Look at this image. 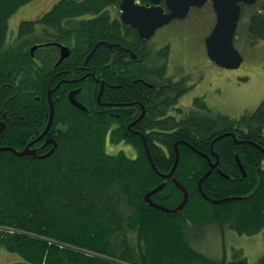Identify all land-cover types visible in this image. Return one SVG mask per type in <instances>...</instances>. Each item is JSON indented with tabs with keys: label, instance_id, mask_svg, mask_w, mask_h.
<instances>
[{
	"label": "trees",
	"instance_id": "1",
	"mask_svg": "<svg viewBox=\"0 0 264 264\" xmlns=\"http://www.w3.org/2000/svg\"><path fill=\"white\" fill-rule=\"evenodd\" d=\"M31 1L0 0V119L5 122L0 132L5 148L0 149V250L22 259L8 264H247L241 251L229 261L209 258L194 246L198 228L210 223L246 235L264 229V98L238 118L213 113L199 97L193 111L178 109L177 116L163 117L175 104L174 95L191 88L188 77L175 81L164 76V63L149 65L152 51L135 28L119 19L121 0H58L38 19H22L13 28L11 17ZM244 13L246 34L264 39V0L241 4L240 23ZM238 33L239 28L234 41ZM48 40L74 51L73 78L82 76L80 65L103 41L88 63L107 62L94 73L120 87L104 90L101 99L144 104L148 111L137 126L143 136L129 132L128 112L116 117L110 108L97 107L91 96L94 82L86 77L71 86H86V101L80 96L85 90L78 97L88 110L72 106L65 98L69 86L61 84L53 94L62 98L55 102L52 125L31 143L34 152L18 155L10 149L23 150L47 124L46 92L52 85L47 71L55 49L43 50L39 69L29 49ZM108 43L115 44L114 52ZM160 80L167 83L164 91H158ZM48 137L56 146L45 142ZM177 141V166L171 177H162L158 172L168 173L175 162ZM112 145L119 146L114 153L107 149ZM204 154L219 160L202 181L208 198L198 187L209 169ZM176 181L188 192L179 210L166 212L145 200L164 182L151 200L176 208L184 197ZM255 264H264V254Z\"/></svg>",
	"mask_w": 264,
	"mask_h": 264
},
{
	"label": "rangeland",
	"instance_id": "2",
	"mask_svg": "<svg viewBox=\"0 0 264 264\" xmlns=\"http://www.w3.org/2000/svg\"><path fill=\"white\" fill-rule=\"evenodd\" d=\"M57 1L32 0L13 14L10 25L16 27L22 19H36L50 10ZM207 8L210 9V6L197 13L193 11L184 20H172L158 29L151 41L155 44L165 41L171 44L167 66L170 75L175 74L178 79L187 76V84L193 85L185 94L183 104L190 103L196 96H203L213 113L238 118L246 111H253L264 98V39H253L246 34L244 13L234 42L243 56L242 63L236 68L217 65L207 56L204 43L215 22V17L210 15ZM122 146L129 148L124 144ZM118 147L112 145L107 149L114 153ZM195 240L197 242L194 247L212 259L225 257L230 261L233 259V252L241 251L247 258V264H255L264 254V229L259 233L246 235L228 228L222 231L210 223L198 228ZM17 261H22L18 254L3 248L0 250V264Z\"/></svg>",
	"mask_w": 264,
	"mask_h": 264
},
{
	"label": "water",
	"instance_id": "3",
	"mask_svg": "<svg viewBox=\"0 0 264 264\" xmlns=\"http://www.w3.org/2000/svg\"><path fill=\"white\" fill-rule=\"evenodd\" d=\"M162 0H149L150 4H140L136 2V0H121L119 3L120 8V19L123 23L131 25L138 32V35L141 39H147L151 37L158 28L168 24L173 19H181L186 17L191 7H201L206 2L210 1L212 4V9L215 13V23L208 33V35L204 39L206 54L210 60L215 62L217 65L225 68H236L240 66L243 61L242 54L238 51L234 44L235 33L238 28V23L240 20L241 14V4L250 5L259 0H164V4L161 3ZM103 41L97 42L90 50L87 57H89L96 46ZM105 43V42H104ZM61 46V57L62 60L64 57L70 54V49L68 46ZM35 46L31 48L33 51ZM87 60H85L86 62ZM79 91V89H74L68 93L69 101L75 105L76 107L85 110L86 106L79 102L75 94ZM51 92H48V96L50 98ZM53 119V108H50L49 111V119L48 123L43 130V132L38 135L33 141H31L23 150L12 149L18 155H24L28 153H33V150H29V147L32 142L41 139L49 127L51 126ZM227 133L221 134L219 137L226 135ZM54 142V146H56V142L52 139H48L47 142ZM181 141H177L175 143V154L176 159L175 162L168 173H160L162 177H171L174 173V170L177 166L179 159V150L178 144ZM214 141H212L213 143ZM146 146V142L144 141ZM0 149H5L0 147ZM146 152L149 161L151 162L153 168L155 169V165L152 161V158L149 154V151L146 147ZM215 154V153H214ZM209 162V169L199 178L198 187L201 194L208 198L206 193L202 188L203 179L212 171L214 167H217L218 162L213 163L210 157L204 154ZM156 170V169H155ZM175 179V178H174ZM177 185L183 190L184 197L182 202L174 209L167 208L163 205L152 202L151 195L161 189L164 186V182H161L153 189L149 190L145 194V200L154 205L157 208H160L166 212H174L179 210L185 203L188 198V192L184 186H182L179 182ZM214 202H220L219 199H212Z\"/></svg>",
	"mask_w": 264,
	"mask_h": 264
},
{
	"label": "flooded vegetation",
	"instance_id": "4",
	"mask_svg": "<svg viewBox=\"0 0 264 264\" xmlns=\"http://www.w3.org/2000/svg\"><path fill=\"white\" fill-rule=\"evenodd\" d=\"M137 1L140 4H146V5L150 4L149 0H137ZM161 3L164 4V0H162ZM208 6H210V9L207 8L208 12L210 13V15L215 17V13H214V11L212 9V4H211L210 1H208L204 5H202L201 7H191L189 12H188V14L186 15V17L182 18L181 20L186 19L189 15L192 14L193 11H196V13H197L200 9L201 10H205V7H208ZM41 15H39L36 19H38ZM118 16H119V19H120V12H119ZM20 22L21 21H18V23L16 24V27H13V28H18ZM37 31H38V27L35 29V31L33 30V32H37ZM157 31H158V29L156 30V32ZM156 32L152 36H154L156 34ZM137 34H138V32H137ZM152 36L147 38V39H141L139 37L143 42H145V45H147L148 50L152 51L149 54V58L151 59V62L149 63V65L150 66H153V65L156 66V64L159 63V61H160L161 65L164 63L165 69H166L165 73H164V76L165 75L166 76H170V77L173 76L175 81H179L178 77L175 74L174 75H170V73H169V71L167 69V66L169 64V56H170V52H171V44L168 43L167 41L162 42L160 44H155L154 42L151 41L152 40ZM59 44H61L63 46H68L69 49H70V54L68 56L64 57L62 60H60V57H61V46ZM34 45L36 46L35 49L33 51H31L29 49V52H30L31 56L35 59L37 65H38V69H39V67L42 66L43 60L45 58L43 50H46L49 47L51 49L52 48L55 49L54 52H53V56L51 57V60H53V66H52V68H49L48 71H47V77L49 78V85L51 83L53 86L51 85L49 87L48 91L46 92V96H47V100H48V106H49V111H50V108L52 106L53 107L54 116H55L56 108H57V107L55 108V102L60 100L62 97H60L59 95H56V96L53 97V94L60 90V89L58 90L60 85L62 84V85H64V87L69 86L68 89H67L66 95H65V92H64L65 98H66V96L68 97V93L70 91L78 88L79 91L75 94V97L79 101H81V100L78 97V94L80 92H82L83 90H85V92H83L80 96L82 97L83 94H84L83 100L86 101V95L88 93L86 91V86L85 87L84 86L74 87V86H71V84L72 83H76L78 80H81V79L83 80L86 77H90V78H92V80L94 82L91 96H93L94 99L96 100V103L98 104L97 107L98 106L99 107H103L106 110H108L110 108L111 110L115 111L114 113H115L116 117L122 116L124 113L128 112L130 114V117H131V121L127 124L129 132L130 133H134V134H138V135H142V132L138 128V127H141V126H139L140 124L138 122L141 119V117L144 114H146L147 111H148L147 107L144 104H142L139 100H134V101H130V102H107V101H104V100L101 99L102 98V94L104 93V90H106V91H110V90L115 91V89L120 87V84H118V83H116V84L115 83L107 84L105 82V79L102 76L99 77V76L96 75V73H94L95 69H103V67L107 64V62L99 63V62H96V61H91L90 63H88L90 59L87 60L86 62L83 61L82 64L80 65V67H79L83 71L82 76H80L78 78H73L71 76V65H70L71 59H70V55L74 51L72 50V48L69 45H67L64 42H57L55 40L38 41V42L34 43ZM106 45L112 47L113 52L115 51V44L114 43H108ZM166 46H168V49H165ZM153 51H155L156 53L153 52ZM164 53L167 54L166 57H163L162 54H164ZM159 54H160V56H159ZM113 59H112V61H113ZM0 79H1V76H0ZM160 81H161L160 84L162 83L161 84L162 86L159 85L160 89L158 91H162V90L164 91V89H166L165 86L167 85V83H166V81H162V80H160ZM147 82H148V84L147 83H145V84H147V86L149 88L152 87V84H154L153 82H150V81H147ZM188 86H191V88H192L193 85H188ZM61 89L64 90L65 88H61ZM56 90H58V91H56ZM49 91L51 92L50 98L48 96V92ZM187 92H185L184 94H181L179 96L178 95H174L173 98H176V99H173L172 102L175 103V104L172 105L171 109H168V106H167V108L165 110V115L163 117L174 116V115L177 116L178 113H179L178 109L185 110L187 113L189 111H193L194 110V99L197 98V97L202 98V100L207 104V102L205 101L203 96H196V97L192 98L191 100L189 99L190 103L183 104L182 100L184 98H186L184 96H185V94ZM68 102L72 106L76 107L70 101H68ZM138 103L140 104L139 108H141L140 113H138L139 111L135 107V105H138ZM85 106L88 107L87 104H85ZM207 106H208V104H207ZM48 118H49V116H48ZM4 129H5V122L0 119V132L2 130H4ZM153 130L161 131V130H158V129H153ZM147 132H148V130H147ZM48 138H50V137H48ZM48 138H45V140L48 139ZM154 143L159 145V146H161L160 142L155 141ZM212 160L214 161L215 159H212Z\"/></svg>",
	"mask_w": 264,
	"mask_h": 264
},
{
	"label": "bare ground",
	"instance_id": "5",
	"mask_svg": "<svg viewBox=\"0 0 264 264\" xmlns=\"http://www.w3.org/2000/svg\"><path fill=\"white\" fill-rule=\"evenodd\" d=\"M68 48H69V47H68ZM88 54H89V53H88ZM88 54H87V56H88ZM91 55H92V54H91ZM91 55H90V56H91ZM87 56H86L85 60H88V59L90 58V56H89V57H87ZM51 107H52V106H51ZM52 108H53V107H52ZM214 153H215V155H216V152H214ZM211 161H212L213 163H215L216 161L219 162V160H218L217 157H216V159H215L214 161H213V160H211ZM241 168H242V167H241ZM187 199H188V198H187ZM187 199H186V201H187ZM182 200H183V199H182ZM186 201H185V203H186ZM181 202H182V201H181ZM185 203H184V204H185Z\"/></svg>",
	"mask_w": 264,
	"mask_h": 264
}]
</instances>
